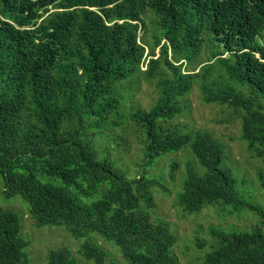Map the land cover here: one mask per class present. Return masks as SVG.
Instances as JSON below:
<instances>
[{
    "label": "trees",
    "instance_id": "trees-1",
    "mask_svg": "<svg viewBox=\"0 0 264 264\" xmlns=\"http://www.w3.org/2000/svg\"><path fill=\"white\" fill-rule=\"evenodd\" d=\"M147 12L162 33L151 44L158 55L150 49L141 70L147 46L139 32ZM201 49L211 60L182 71L183 60ZM134 72L156 79L159 92L148 110L131 114L145 161L190 142L205 168L202 176L187 172L176 196L181 210L219 203L259 217L251 231L211 228L214 244L191 264H264V207L238 195L211 134L183 133L171 123L182 111L178 98L199 80L203 100L239 114L241 137L264 159V0H0L3 194L26 200L37 225H64L74 237L100 233L129 264H177L170 223L151 218L153 181L128 178L84 139L88 127L119 107L118 84ZM176 168L171 164V174ZM19 231L18 214L0 207V264H27L28 241ZM80 251L95 264L106 256L90 240ZM47 264L77 263L61 247L49 251Z\"/></svg>",
    "mask_w": 264,
    "mask_h": 264
},
{
    "label": "rangeland",
    "instance_id": "rangeland-1",
    "mask_svg": "<svg viewBox=\"0 0 264 264\" xmlns=\"http://www.w3.org/2000/svg\"><path fill=\"white\" fill-rule=\"evenodd\" d=\"M145 26L139 32L146 44L144 61L141 70H145L150 49L158 55V47H153V37L161 35L162 30L153 21L151 12L144 16ZM169 54V52H168ZM211 60L210 53L201 49L196 57L183 60L182 71L198 70L199 64ZM159 65H162L159 63ZM162 67V66H161ZM170 76V73H167ZM118 93L123 97L119 107L106 121L97 127H88L84 136L95 150L97 157H109L115 166L120 168L128 178L144 176L154 184L150 191L154 198V207L150 209L151 218L165 219L170 223L176 236L171 248L177 257V264L198 263L214 244L211 228L226 232L247 230L259 226V217L247 207L238 210L219 203L205 205L198 212L185 213L176 203L177 193L182 189L185 176L190 170L202 176V167L191 150L190 142L177 151H169L146 162L138 142L139 133L131 114L135 109L148 110L159 95L156 79H149L143 73L134 72L125 77L119 84ZM182 111L173 120L180 131L192 134L194 131H205L216 139L223 153L220 167L234 180L238 195L249 203L264 207V159L252 154L246 141L241 137V118L239 114L225 104L207 103L203 100L200 81H195L191 90L178 98ZM115 121L114 123H112ZM177 168L171 174V164ZM42 181L47 178L40 177ZM3 182L0 176V207L14 210L20 218L19 235L28 241L24 252L27 264H47L50 250L65 247L77 264H95L80 251L82 244L88 240L98 244L106 256L102 264H129L122 255L118 245L98 232L86 236L74 237L64 225H37L29 214V204L19 195L7 197L3 194ZM99 192L83 201H91ZM196 239L203 242L196 245Z\"/></svg>",
    "mask_w": 264,
    "mask_h": 264
}]
</instances>
